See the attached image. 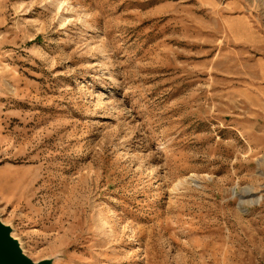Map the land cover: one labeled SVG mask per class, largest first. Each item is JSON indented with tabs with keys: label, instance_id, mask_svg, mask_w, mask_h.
<instances>
[{
	"label": "rangeland",
	"instance_id": "obj_1",
	"mask_svg": "<svg viewBox=\"0 0 264 264\" xmlns=\"http://www.w3.org/2000/svg\"><path fill=\"white\" fill-rule=\"evenodd\" d=\"M0 221L33 262L264 264V0H0Z\"/></svg>",
	"mask_w": 264,
	"mask_h": 264
},
{
	"label": "water",
	"instance_id": "obj_2",
	"mask_svg": "<svg viewBox=\"0 0 264 264\" xmlns=\"http://www.w3.org/2000/svg\"><path fill=\"white\" fill-rule=\"evenodd\" d=\"M0 264H52L51 260L33 262L11 235L10 227L0 221Z\"/></svg>",
	"mask_w": 264,
	"mask_h": 264
},
{
	"label": "bare ground",
	"instance_id": "obj_3",
	"mask_svg": "<svg viewBox=\"0 0 264 264\" xmlns=\"http://www.w3.org/2000/svg\"><path fill=\"white\" fill-rule=\"evenodd\" d=\"M237 122V121H236ZM245 142V141H244Z\"/></svg>",
	"mask_w": 264,
	"mask_h": 264
}]
</instances>
